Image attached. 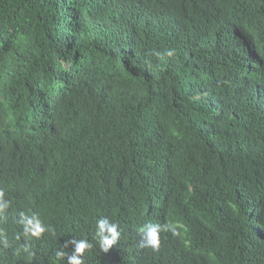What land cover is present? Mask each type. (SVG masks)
<instances>
[{
	"label": "trees",
	"instance_id": "trees-1",
	"mask_svg": "<svg viewBox=\"0 0 264 264\" xmlns=\"http://www.w3.org/2000/svg\"><path fill=\"white\" fill-rule=\"evenodd\" d=\"M0 191V264H264V0H0Z\"/></svg>",
	"mask_w": 264,
	"mask_h": 264
},
{
	"label": "clouds",
	"instance_id": "clouds-1",
	"mask_svg": "<svg viewBox=\"0 0 264 264\" xmlns=\"http://www.w3.org/2000/svg\"><path fill=\"white\" fill-rule=\"evenodd\" d=\"M167 55L171 56L173 53L168 51ZM4 192L0 191V211H3L8 207L7 201L3 200ZM24 232L25 234H30L34 237H39L41 233L45 231V229L41 226L40 222L35 218H25L24 221ZM98 229L97 236L100 237V246L103 251H107V249L116 243L121 233L119 231V226L116 223H110L107 219H101L98 221ZM162 230H166L162 228L159 224L148 223L140 229L142 234L141 236V244L144 247H151L153 250L159 248L160 244V233ZM174 231V229H171ZM107 233V235H105ZM6 243V242H5ZM68 244H74L75 249L72 255L67 256L68 264H82V260L78 254H83L86 249H90L91 245L85 240H71L65 243L64 247H68ZM27 250V249H25ZM57 257H64L66 253L63 251H59L56 253Z\"/></svg>",
	"mask_w": 264,
	"mask_h": 264
}]
</instances>
